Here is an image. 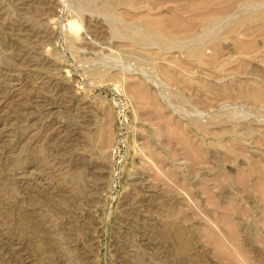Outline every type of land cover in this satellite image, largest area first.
<instances>
[{
  "label": "rangeland",
  "instance_id": "1",
  "mask_svg": "<svg viewBox=\"0 0 264 264\" xmlns=\"http://www.w3.org/2000/svg\"><path fill=\"white\" fill-rule=\"evenodd\" d=\"M101 1L0 0V264H177L165 235L170 224L178 223L196 232L194 251L211 256L208 261L213 264L217 260L208 253L211 246L198 231L208 223L221 232L214 224L218 215H227L235 225L249 263L264 264V203L252 189L256 175L250 172L244 185L231 181L236 164L249 170L250 155L264 160V136L257 135L251 142L246 128L252 116L264 120V106L237 99L225 107L213 105L205 113L206 108L194 101V89L163 80L158 93L168 99L175 96L172 112L185 124L191 122L186 125L190 135L202 136L196 120L213 114L216 121L222 120L221 126L237 130L247 141L243 151L229 154L235 163L220 158L225 150L216 146L214 137L204 139L216 154L209 158L207 171L197 173L178 163L183 160L176 156L174 143L167 142L158 121L148 119L145 103L131 90H137V85L145 90L148 83L140 77L128 78L126 84L118 80L119 75L108 78L132 63L146 74L155 71L149 61L136 62L115 47L102 29L93 33L86 27L85 18H100L91 9ZM170 6L139 0L131 10L156 16ZM77 11L83 15H75ZM74 16L80 32L72 39L67 21ZM260 39L258 47H252L254 52L232 55L225 69L217 63L205 71L225 82L250 77L264 83ZM180 55L184 65L170 68L188 81L199 68ZM233 66L243 73L229 71ZM73 126L82 131L67 140ZM224 138L229 144V136ZM142 144L168 168L159 173L165 175V180L160 179L167 181L168 188L161 180L154 181L142 163ZM216 175L218 181L213 180ZM203 177L211 179V190L218 198L235 199L230 208L205 200L197 184ZM174 209L176 213L171 212ZM18 212L26 216L23 225L17 224ZM189 255L185 264L190 263Z\"/></svg>",
  "mask_w": 264,
  "mask_h": 264
},
{
  "label": "bare ground",
  "instance_id": "2",
  "mask_svg": "<svg viewBox=\"0 0 264 264\" xmlns=\"http://www.w3.org/2000/svg\"><path fill=\"white\" fill-rule=\"evenodd\" d=\"M138 3L139 0H102L95 9H91L95 13H99L101 15H99L100 18H91L89 16L90 14L88 15V13H86V15L90 17L85 18L87 21L86 27L91 32L95 33L98 32V29H102V34H105L115 47L131 54L136 62L149 61L155 71L153 75L146 74L141 68V70H139L136 66H132V63L131 66L129 65V67H125L123 70L116 69L118 73L111 72L108 78H117L119 75L120 79L118 80L126 84L128 78L138 79V77H140L143 81L148 83L149 87H146L145 90H142L138 85L137 90L136 87H131V90L134 93L136 92V96L142 100L141 102L143 104L145 103V109H148L149 112L148 119L151 121H158L160 127L167 133V138H169L167 142L174 143L177 150L176 156L179 155L183 160L178 163L182 162V164H188L191 169H194L197 173L207 171L210 161L209 158L216 157V154H213L211 147L205 146L204 139L210 140L212 137H214L215 142L219 143V146H216L224 148L225 150L220 152V158L230 161V163H235L233 155L230 157L229 154L235 150L243 151L247 143L243 137L239 136L237 130L227 127L224 128V126H221L222 123H220L222 120H219L220 122L216 121L215 118H212V114L209 115L211 118L207 116L208 118L206 117V119L203 117L204 119L196 120V129L202 136L197 137L194 135L193 137L189 134L190 131L188 132L187 129V124L191 122L185 124V121L181 120L183 117L180 118V115L176 117L174 116V112H172L174 110L171 105V100L173 98L175 99V96L170 99L166 98V96L164 97L165 100L163 96L161 97V92L159 95L158 88L160 87L159 84L165 80L175 86L194 89V101L196 105L201 108H206L205 113H208L206 110L213 105L220 104V107H223L224 104L225 107L228 102L237 99L246 100L255 106H264V83L261 81L249 77V81L245 80L247 79L245 78V81L236 80L237 82H225L220 80L221 76L208 74L205 71L210 66L214 67L217 63H222L221 70L225 69L224 65L232 62V55H246V53H251L253 51L252 47H254V45L257 46L256 43L259 37H261L260 40L264 45V22L260 21L264 18V0H245L244 2L241 0H153V4L157 7L166 3L171 5L168 9L163 11V13L156 16H150L148 12H136L131 10V7L136 6ZM180 11L189 14L187 16H181ZM78 14L83 15L82 12L77 11L75 15L78 16ZM75 18V16L71 17V19L67 21V33L68 37L71 38L76 37L80 30V26L77 24L78 22ZM249 21L254 22V24L247 26L243 25V23ZM263 51L264 50L258 52ZM179 54H182L180 57L183 56L187 62L189 61L191 64H195L194 67L197 66L195 68H199L196 69L194 76L189 77L188 81L181 79L174 71V68H170L171 66L184 65L179 58ZM238 69L237 66H233L229 71H235L237 74L243 73L238 71ZM96 75L99 76L98 74ZM239 79H241V77ZM192 85L194 87H192ZM173 93H171V95H173ZM175 110L177 111V109ZM198 110L201 111V109ZM261 110H263V108ZM235 119L236 118H234V121ZM250 119H252V121ZM260 119H263V117L261 116ZM249 120L251 122L247 121L246 128L249 133V139L253 142L256 141L255 138L257 135L258 137L259 135L264 136V120L256 119L255 116H252ZM79 128V126L69 128L65 138L67 140L73 139L74 135L82 131V128ZM225 135L229 136V144L225 141ZM107 140L108 134L105 130L103 134L104 143H106ZM143 148L144 150L142 151L138 149L142 156L141 159H144L142 163L149 173L153 175L152 178L154 181L157 182L161 180L159 183L168 188L167 186H169V184L166 183L167 181L164 182L165 175L163 174V176L160 174L164 180L160 179L161 176H159L160 172L163 173V171L168 168L159 164L161 162L158 156L149 151L145 144H142V149ZM249 159V170L240 164H236L234 168L236 175L232 177L231 181L236 183L239 182L241 185H244L249 178V173H255L256 178L252 184V189L259 193L256 197L260 199L259 201L264 203V160L261 161L257 159L254 154L250 155ZM174 164L172 163L171 165ZM202 179L200 178L197 184L202 187V195L210 205L212 204L222 208L224 206L228 208L233 205L235 201L234 198H218V195L211 190L214 186V184L210 185L211 179L207 177H203ZM219 179L220 176L216 175L213 180L218 181ZM37 190L42 191L44 188ZM46 193H48V191ZM62 196L65 197V195ZM171 212L176 213V210H171ZM25 217L23 212L21 214L18 212V216H16V220L18 219L17 224L19 225L21 221L24 222L23 220ZM218 217L220 219L214 220V224L220 228L221 232L216 231L213 225L208 223L203 224L201 231H198V233H201L205 243L211 246L208 253L216 258L218 264H250L249 259L244 257L246 249L238 240V230L233 222L227 215H218ZM28 223L29 222H27V225ZM179 226H181L180 223H178V225L170 224L165 235V239H169L170 242H168L169 244L171 243L170 255L173 260L177 262V264H183L187 256L193 251V256L189 255L191 257H189L191 259H189V264H211L210 261H208V258H211V256L206 258L205 254L196 253L194 251L196 249V232H189V230H184L182 226ZM179 228L183 229L184 232Z\"/></svg>",
  "mask_w": 264,
  "mask_h": 264
}]
</instances>
